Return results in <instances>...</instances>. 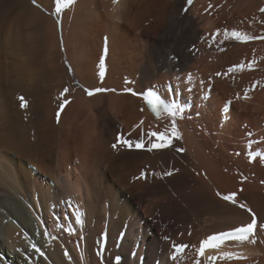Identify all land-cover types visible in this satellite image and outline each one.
<instances>
[{
	"label": "bare ground",
	"instance_id": "1",
	"mask_svg": "<svg viewBox=\"0 0 264 264\" xmlns=\"http://www.w3.org/2000/svg\"><path fill=\"white\" fill-rule=\"evenodd\" d=\"M257 1L127 0L117 25L101 0H0V264H264ZM147 89L180 111L153 117ZM153 131L171 146L118 139ZM253 219L255 235L212 239Z\"/></svg>",
	"mask_w": 264,
	"mask_h": 264
},
{
	"label": "snow or ice",
	"instance_id": "2",
	"mask_svg": "<svg viewBox=\"0 0 264 264\" xmlns=\"http://www.w3.org/2000/svg\"><path fill=\"white\" fill-rule=\"evenodd\" d=\"M35 2V0H34ZM69 3L74 2V0H68ZM57 4H59V0H57ZM189 4H191V0H189ZM56 11L59 12L60 8L59 6H57ZM225 37L226 38H235L238 41H247L250 39H253V37H247L244 34H241L240 32L237 31H233L230 34L228 32H225ZM107 51V50H105ZM237 68H242V65H238L236 66ZM99 75L101 77H103L105 75V72L102 70L100 71ZM106 91V89L104 88H96L94 90L95 93H100V92H104ZM93 90L89 89L88 90V95H93L94 94ZM135 94V93H133ZM144 99L147 100L148 104L152 107V110L157 114V116H159L161 114V110H163L164 112L168 113L170 116L175 117L177 112L180 111L179 109H177V107L175 105H169L166 104L165 101L163 99H161V97L159 95H157V93L155 91H148L147 94L144 96ZM21 102L23 104V98L21 97ZM26 107V105H24ZM173 131H175V121H173ZM149 137H154L155 140L152 141L150 143V145L146 146L145 142L143 140H136L133 141L131 139H124L123 137H119L118 139L120 140V142L127 148L129 149H137V150H147V151H153V150H161V149H165L169 146H171L172 144V138H170V136L166 133L163 132H157V131H153L151 133L148 134ZM116 145H113V147H115ZM180 151H182V149H180ZM165 175L167 176H171L173 175L172 172H167L165 173ZM140 178H144V174H141ZM235 194H232L231 196L229 195H224L223 199L227 200V201H231L233 203H235ZM240 207L245 208L246 211H251L250 209H247L245 205H240ZM254 215V214H253ZM76 222L77 223H81V217L77 216L76 217ZM256 228V221L255 219L252 220L251 223H248L246 226H242V227H238L236 229H234L231 232H225L220 234L219 236H213L212 239L213 240H224L226 238H232V239H236V240H244L246 239L249 235L253 234L254 229ZM74 230L70 229L69 230V234H73ZM205 244H208L209 241H205ZM34 251L39 253L41 256L44 255L43 252L40 251V249L38 247H36L35 245L32 246ZM186 245H180V248L183 249L185 248ZM204 253V249L201 248L200 249V254L203 255ZM99 255V254H98Z\"/></svg>",
	"mask_w": 264,
	"mask_h": 264
},
{
	"label": "rangeland",
	"instance_id": "3",
	"mask_svg": "<svg viewBox=\"0 0 264 264\" xmlns=\"http://www.w3.org/2000/svg\"><path fill=\"white\" fill-rule=\"evenodd\" d=\"M258 1H259V2H258ZM258 1H257V3L259 4V5L257 4L258 6L264 5V1H263V0H261V2H260V0H258ZM262 1H263V2H262ZM261 3H262V4H261ZM261 7H262V6H261ZM263 7H264V6H263ZM260 10H261L260 12H262L263 8H260ZM35 17H37V16H35ZM32 18H34V17H30V19L28 20L29 24H31V23H32V25L35 24V23L37 24V23H38V22H37L38 20L36 21V19H38V17L35 18V20L32 19ZM30 20H33V21L30 22ZM34 21H36V22H34ZM33 22H34V23H33ZM36 24L34 25V27L37 28V25H36ZM32 25H31V27H33ZM28 26H29V28H26V30H29V29H30V30H29V31H26V35H25V34H22V35H21V38H20V39L23 40L22 42L24 43V42L26 41V42L24 43V45H23V43L21 42V46H22L23 48H24V47L27 48L26 45H28L29 48H31L33 51H35V50L38 49L37 46H38V44H39L40 41H41V40L39 39V38H40V35H41V34H40L41 32H40V30H39L38 28H37L35 31H31V30H33V28L31 29L30 25H27L26 27H28ZM24 27H25V25H24ZM199 27H200V26H197V28H199ZM24 31H25V30H24ZM36 31L40 32L39 35H38V32L36 33ZM28 32H30V33H28ZM31 32H32V34H31ZM23 33H25V32H23ZM35 33H36L38 36H37ZM27 34H28V35H27ZM29 34H30V35H29ZM24 35H25V38L22 37V36H24ZM26 36H27V37H26ZM28 36H31V37H28ZM27 38H28V39H27ZM41 38H42V36H41ZM25 39H27V40H25ZM31 39H32V40H31ZM36 41H37L38 43H36ZM28 42H30V43H28ZM33 42H34V43H33ZM35 43H36V47H35ZM30 46H31V47H30ZM32 46H33V48H32ZM26 48L23 49V50H25V52H26V50L28 49L27 51H28V52L30 51V53H31V49H29V48L26 49ZM36 48H37V49H36ZM21 59H22V58H21ZM15 69H16V68H15ZM15 69H13V70L15 71ZM13 70H11V72H12ZM23 70H24V69H23ZM230 106H231V103L229 104V108H230ZM50 183H51V182H50ZM157 214H158V215H159V214L161 215L162 213H161V212H160V213L158 212ZM251 222H252V221H250V223H251ZM256 227H257V225H256ZM255 229H256V228H255ZM255 229H254V233L256 234V232H255L256 230H255ZM181 232H182V233H181ZM254 233H253V234H254ZM179 234H180L181 237L179 236ZM182 234H183V231L180 230V231H178V233H177L176 236H177L178 238H182ZM255 234H254V235H255ZM254 235H252V236H254ZM250 236H251V235H250ZM176 248H177V249H176ZM176 248L173 249V246H170L169 249H168V251H167V253H166L167 256H169V257L172 258V256L174 255L175 257H177L179 254L176 255L175 253H178L179 250H178V247H176ZM175 249H176V250H175ZM170 250H171V251H170ZM177 250H178V251H177ZM179 252H180V251H179ZM170 253H171V254H170ZM169 254H170L171 256H170ZM172 254H173V255H172Z\"/></svg>",
	"mask_w": 264,
	"mask_h": 264
},
{
	"label": "clouds",
	"instance_id": "4",
	"mask_svg": "<svg viewBox=\"0 0 264 264\" xmlns=\"http://www.w3.org/2000/svg\"><path fill=\"white\" fill-rule=\"evenodd\" d=\"M102 13L104 19L110 24H121L124 22L123 14L127 8V0H118L113 3V0H101Z\"/></svg>",
	"mask_w": 264,
	"mask_h": 264
}]
</instances>
